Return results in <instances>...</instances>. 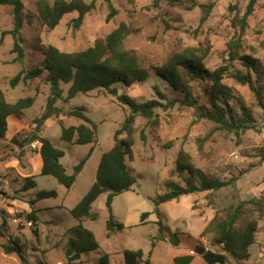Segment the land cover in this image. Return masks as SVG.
<instances>
[{"label":"rangeland","instance_id":"rangeland-1","mask_svg":"<svg viewBox=\"0 0 264 264\" xmlns=\"http://www.w3.org/2000/svg\"><path fill=\"white\" fill-rule=\"evenodd\" d=\"M55 1L49 0L50 3ZM83 1L90 3L93 0ZM23 3L25 25L21 47L24 58L19 61L17 54L12 53L13 37L3 34L13 29L12 10L0 6V87L11 103L22 98H36L34 106L23 117L10 121L7 138H0V224H6V233L0 236V264H22L18 254H6L4 249L17 243L31 264H68V242L78 238L76 234L82 227L93 232L100 249L83 253L75 264H103V255H109L108 264H126L125 250L143 251L144 257L138 264H175L176 257L186 255L195 256L192 264H206L195 251L201 244L208 250L223 253L222 248L212 245L213 234L202 237L208 224L215 216H222L228 206L241 201L257 198L264 205V108L248 87L234 85L252 110L256 127L239 135L218 130L209 121L196 122L192 109L179 106L157 109L152 125L145 118L136 117L134 156L127 159L136 183L129 192L115 197L112 203L114 221L124 228L109 230L107 193L93 204L97 220L85 219L80 223L72 217L70 210L94 184L101 158L113 147L114 135L130 115V109L105 90L78 94L74 99L66 100L70 86L63 85L64 100L56 106L64 114L83 108V113L96 125L97 135L96 142L90 145L63 141L60 123L66 127L83 123L69 115L50 118L42 126L40 136L64 151L62 163L69 175L93 148L75 184L67 190L55 178L40 176L42 160L37 141L25 144V139L35 132V120L46 111L50 95L47 73L35 80L21 81L15 89L10 87V81L20 72H28L42 64L43 46L53 45L70 53L85 51L122 23L133 31L125 42V49L136 51L145 68L161 67L187 48H201L208 50L205 65L215 69L226 57L228 42L239 35L240 27L236 21L245 15L249 0H163L159 9L153 6V0H97L95 10L89 13L81 28L73 27L76 14H71L53 31L47 30L39 21L35 0H23ZM209 3L215 4L213 11L207 22L201 24V6ZM109 4L117 15L107 21ZM241 52L260 62L263 77L258 85L264 104V0L258 2L247 21ZM155 86L165 92L166 86L152 77L147 83L122 88L119 95H128L139 103L158 100ZM13 137L16 142L12 141ZM125 137L123 134L119 138ZM199 140H205L202 148ZM181 149L193 157L195 165L204 173L222 180L237 177V181L213 195L212 202L207 193H199L160 204L157 208L155 200L167 193L168 181L185 184L175 170ZM30 176H36L37 187L24 192L23 179ZM42 191L56 192V197L37 201ZM32 212L38 218L37 225L27 219ZM145 213L148 217L142 222ZM176 233L178 246L172 244ZM250 253L248 261H238L227 255L226 264H264V216L259 221L256 243Z\"/></svg>","mask_w":264,"mask_h":264},{"label":"trees","instance_id":"trees-1","mask_svg":"<svg viewBox=\"0 0 264 264\" xmlns=\"http://www.w3.org/2000/svg\"><path fill=\"white\" fill-rule=\"evenodd\" d=\"M110 2V0H107ZM163 0H153V6L160 8ZM177 2L178 0H171ZM260 0H249L245 15L236 23L240 27L239 35L228 42L226 57L222 64L215 69H209L205 65L208 50L201 48H187L176 53L166 64L161 67L145 68L140 62L136 51L126 50L125 42L132 34V29L126 23H122L117 29L104 38H99L94 45L80 52H63L53 45L42 47L43 62L40 66L28 72H20L11 81L10 87L15 89L21 81L27 82L41 78L47 73V81L50 85V95L47 100L46 111L35 120L36 129L30 137L25 139V144L37 141L39 155L42 160L40 176L55 178L59 184L70 190L76 182L77 176L82 172L93 153V148L74 167L72 175H69L62 159L64 151L56 148L54 144L40 136L42 126L50 118L60 116L76 117L83 121L77 126L66 127L62 123L61 139L75 145H90L96 142V125L83 112L84 109L64 114L56 104L64 100L63 85L70 86L66 100L74 99L78 94H88L95 90H105L116 97L118 101L130 109V115L125 119L121 129L114 135L113 147L105 152L98 166L96 180L82 200L70 210L74 219L82 223L85 219L97 220L98 214L93 213V204L98 198L107 193V206L110 213L108 229L115 227L124 228L122 224L114 221L112 203L115 197L129 192L136 183L127 165V159H133L135 144L134 120L143 117L152 125L157 109H170L175 106L192 109L196 122L209 121L215 124L218 130L235 133L237 135L256 127V120L252 110L245 100L237 93L234 85L248 87L250 91L262 102L259 80L263 77L260 62L254 56L242 54V42L247 28V21L255 12ZM97 0L86 3L83 0H35L36 12L41 24L49 31L55 30L67 15L76 14L73 27H82L86 17L96 8ZM214 3L201 6V24L209 19ZM1 7L11 8L13 29L4 32L14 39L12 53L17 54L16 60L24 58L22 44V30L25 25L23 0H0ZM110 14L107 21L117 15V11L109 4ZM241 66L244 69H239ZM152 77L165 86L162 92L159 86H155L157 99L145 103H139L128 95H119L122 88H131L136 84H144ZM35 97L22 98L11 103L0 87V138L6 139L9 132V123L12 119H19L35 104ZM157 125V122H156ZM126 134V137H119ZM12 141L16 142V137ZM205 140H199L202 148ZM18 143V142H17ZM24 145V144H23ZM22 145V147H23ZM264 160V154L262 157ZM175 170L184 180V185L168 181L167 193L155 200L158 208L160 204L178 200L187 195L207 193L209 201L213 195L232 186L237 177L231 180H222L201 171L194 163L193 157L185 150L178 153ZM36 176L23 179L24 192L37 187ZM56 197V192L42 191L37 196V201ZM158 216L161 214L157 211ZM264 216V205L261 199L252 198L241 201L237 205H230L223 211L222 216L215 218L208 224L202 233V237L213 234L212 245L222 248L223 253L208 250L204 245H198L195 249L201 255L206 264H226L227 255H232L238 261H248L251 257L250 248L256 243V233L259 221ZM148 214L142 216L145 222ZM27 219L37 225L38 218L34 212L27 215ZM164 229L162 220L158 222ZM6 224H0V236L6 233ZM39 235L38 229L34 230ZM78 238H71L67 245L66 258L68 264H75L81 260L83 253L97 251L100 244L93 232L81 228L76 234ZM173 245H179L178 234H173ZM6 254H18L22 264H31L23 256L22 246L19 243L14 247H4ZM126 264H138L142 261V250H125ZM109 255H103L101 262L108 264ZM194 255L176 257L175 264H192Z\"/></svg>","mask_w":264,"mask_h":264},{"label":"crops","instance_id":"crops-1","mask_svg":"<svg viewBox=\"0 0 264 264\" xmlns=\"http://www.w3.org/2000/svg\"><path fill=\"white\" fill-rule=\"evenodd\" d=\"M40 156V155H39Z\"/></svg>","mask_w":264,"mask_h":264}]
</instances>
